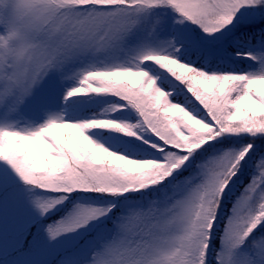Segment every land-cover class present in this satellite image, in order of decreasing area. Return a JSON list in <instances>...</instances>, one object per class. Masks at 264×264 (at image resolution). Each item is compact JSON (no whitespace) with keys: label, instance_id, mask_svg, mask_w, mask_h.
<instances>
[{"label":"snow or ice","instance_id":"6c2138e0","mask_svg":"<svg viewBox=\"0 0 264 264\" xmlns=\"http://www.w3.org/2000/svg\"><path fill=\"white\" fill-rule=\"evenodd\" d=\"M0 256L264 264V0H0Z\"/></svg>","mask_w":264,"mask_h":264},{"label":"rangeland","instance_id":"374dc122","mask_svg":"<svg viewBox=\"0 0 264 264\" xmlns=\"http://www.w3.org/2000/svg\"><path fill=\"white\" fill-rule=\"evenodd\" d=\"M9 258H11V256ZM0 264H3V258H2V256H0Z\"/></svg>","mask_w":264,"mask_h":264}]
</instances>
